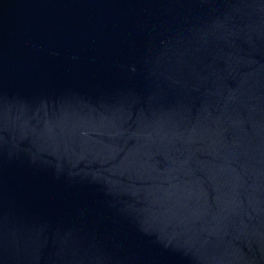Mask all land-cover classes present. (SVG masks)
<instances>
[{
	"label": "water",
	"instance_id": "water-1",
	"mask_svg": "<svg viewBox=\"0 0 264 264\" xmlns=\"http://www.w3.org/2000/svg\"><path fill=\"white\" fill-rule=\"evenodd\" d=\"M0 264H264V0H0Z\"/></svg>",
	"mask_w": 264,
	"mask_h": 264
}]
</instances>
